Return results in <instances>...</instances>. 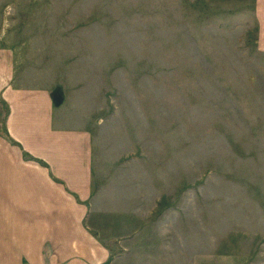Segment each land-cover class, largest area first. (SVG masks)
Here are the masks:
<instances>
[{"label": "rangeland", "instance_id": "374dc122", "mask_svg": "<svg viewBox=\"0 0 264 264\" xmlns=\"http://www.w3.org/2000/svg\"><path fill=\"white\" fill-rule=\"evenodd\" d=\"M258 14L264 0H0L17 85L53 89L62 126L88 128L93 177L45 241L56 217L28 235V210L0 215V264H28L30 241L40 264H264Z\"/></svg>", "mask_w": 264, "mask_h": 264}, {"label": "crops", "instance_id": "0c3cea01", "mask_svg": "<svg viewBox=\"0 0 264 264\" xmlns=\"http://www.w3.org/2000/svg\"><path fill=\"white\" fill-rule=\"evenodd\" d=\"M258 17L263 34L264 17L259 14ZM8 52L0 48L1 113V103L5 107L3 116L0 114V131L4 130L0 138L6 144L4 153H0V193L2 199L8 201L0 215L20 216L28 210V235L34 233L33 218L56 217V229L46 230L44 220H40V228L35 227L45 241L50 238L45 233L55 232L64 224L67 192L81 200L91 195L92 135L88 128L62 126L60 108L63 106L56 103L53 89L17 85L16 64L10 57L14 55ZM17 204L25 208H18ZM52 238L55 241L57 235ZM36 248L41 249L42 245L30 241L26 263H41V258L36 256L38 252L33 251Z\"/></svg>", "mask_w": 264, "mask_h": 264}]
</instances>
